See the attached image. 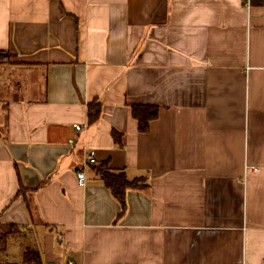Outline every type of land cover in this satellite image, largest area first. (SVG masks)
I'll return each instance as SVG.
<instances>
[{
    "label": "crops",
    "instance_id": "obj_1",
    "mask_svg": "<svg viewBox=\"0 0 264 264\" xmlns=\"http://www.w3.org/2000/svg\"><path fill=\"white\" fill-rule=\"evenodd\" d=\"M0 51V264H264L263 4L0 0ZM91 152L146 180L124 212Z\"/></svg>",
    "mask_w": 264,
    "mask_h": 264
},
{
    "label": "trees",
    "instance_id": "obj_2",
    "mask_svg": "<svg viewBox=\"0 0 264 264\" xmlns=\"http://www.w3.org/2000/svg\"><path fill=\"white\" fill-rule=\"evenodd\" d=\"M252 3L263 4L264 0H252ZM10 58V54L4 51H0V61ZM103 112L102 104L98 100H94L87 105V121L89 126L96 125L101 119ZM132 117L138 123V131L140 133H147L150 128V123L158 118L159 108L155 106H142L132 105L131 106ZM113 139L118 146L122 145V136L120 133L113 131ZM93 166V165H90ZM95 174L99 177L101 182L110 191L112 196L119 202L124 212L126 203V193L129 189H143L147 187L146 180L143 178H137L129 180L127 175L122 170H114L110 167V163L100 162L92 167ZM21 179H20V190L17 196L22 195L26 192ZM121 216V214L119 215ZM27 227H22L15 223L0 224V253L5 252L10 238L22 234ZM41 256L40 253L26 247L23 255V264H40Z\"/></svg>",
    "mask_w": 264,
    "mask_h": 264
},
{
    "label": "built area",
    "instance_id": "obj_3",
    "mask_svg": "<svg viewBox=\"0 0 264 264\" xmlns=\"http://www.w3.org/2000/svg\"><path fill=\"white\" fill-rule=\"evenodd\" d=\"M74 128L76 131H81L82 127L80 125H74ZM71 144H74V141L70 142ZM97 164V160L96 157L94 155V153H90L88 158H87V165H96ZM78 181L79 184L84 186L86 184V176L84 172H79L78 173ZM68 264H73L72 262H69Z\"/></svg>",
    "mask_w": 264,
    "mask_h": 264
},
{
    "label": "rangeland",
    "instance_id": "obj_4",
    "mask_svg": "<svg viewBox=\"0 0 264 264\" xmlns=\"http://www.w3.org/2000/svg\"><path fill=\"white\" fill-rule=\"evenodd\" d=\"M19 243H22V244H25V240H24V238H23V240H21L20 242H19V240H17L16 241V244H15V250L16 249H18V247H19ZM16 245H18V246H16ZM24 246V245H23ZM32 247L33 245H26V247ZM34 249V248H33ZM18 260V259H17ZM10 264H14L16 261H15V257H13L10 261ZM19 261H17V263H18Z\"/></svg>",
    "mask_w": 264,
    "mask_h": 264
}]
</instances>
